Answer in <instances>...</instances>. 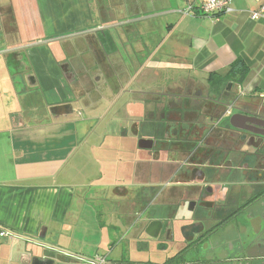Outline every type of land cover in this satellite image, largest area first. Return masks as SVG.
<instances>
[{
    "label": "crops",
    "instance_id": "0c3cea01",
    "mask_svg": "<svg viewBox=\"0 0 264 264\" xmlns=\"http://www.w3.org/2000/svg\"><path fill=\"white\" fill-rule=\"evenodd\" d=\"M114 1L0 0V231L8 232L0 235L3 264H92L54 251L91 257L73 238L77 227L87 237L91 233L89 222L80 221L81 204L106 211L110 201L121 218L136 214L123 187L111 197L106 188L131 185V160H123L131 182H106L91 190L79 181L89 174L84 148L92 132L105 136L111 118L103 117L115 116L123 106L131 113V95L139 90L128 85L199 82L241 59L247 67L244 90L264 94V19L249 17L254 0H233L232 10L217 16L197 8L189 15L180 12L205 0H151L163 7L135 14L132 24L110 22L122 3ZM101 99L106 107L98 104ZM77 103L102 113L99 125L85 130L82 139L71 117L80 114ZM143 223L139 234L148 236ZM120 224L116 217L109 227ZM97 228L101 233L102 224ZM98 257L104 264L164 263L124 261L122 251L111 260L99 253L91 259Z\"/></svg>",
    "mask_w": 264,
    "mask_h": 264
},
{
    "label": "flooded vegetation",
    "instance_id": "af4514ba",
    "mask_svg": "<svg viewBox=\"0 0 264 264\" xmlns=\"http://www.w3.org/2000/svg\"><path fill=\"white\" fill-rule=\"evenodd\" d=\"M153 86L131 95L117 152L133 182L111 192L160 247L179 244L171 264H264V94L236 78Z\"/></svg>",
    "mask_w": 264,
    "mask_h": 264
},
{
    "label": "rangeland",
    "instance_id": "374dc122",
    "mask_svg": "<svg viewBox=\"0 0 264 264\" xmlns=\"http://www.w3.org/2000/svg\"><path fill=\"white\" fill-rule=\"evenodd\" d=\"M122 1V3H119ZM169 1V0H168ZM114 2H118L119 4L115 7H119L118 14L116 19H113L110 22L113 23H122L125 22L132 24L135 20L131 18L137 13L149 12L154 11L159 8H162L163 5L153 4L151 0H115ZM161 4V1H159ZM139 7V10H136ZM140 7L142 9H140ZM107 23V19H102V23ZM165 47V46H164ZM163 85V84H161ZM102 88H104L101 85ZM154 87L153 85H128V89H138V90H145ZM155 88V87H154ZM107 89V88H106ZM104 90V97H109L108 91ZM118 106L123 105L125 103L124 97L123 99L117 100ZM116 101V102H117ZM77 103V109H80V114L77 111H74L72 123L75 126L76 130L78 131L79 139L86 134L85 130H88L93 125H99V119L102 118V113L97 114L96 112L92 113L91 109H86L84 107H79ZM99 105L103 107L107 106L105 100L101 99L98 102ZM84 108V109H83ZM127 115V111L123 106L116 115H107L103 117V121L107 118H111L110 122L108 123V128L105 131V136L103 138H99V133H93L90 136V139L87 141L85 149V153L87 154L88 150V157L85 160L88 175L87 178L83 180H79L81 182H85L87 185H90V189H97L99 184L101 183H111L115 181H128L131 182L132 177L129 170H127V164L124 161L127 159H131L130 155L123 154L117 152L118 148L120 152L123 149V144L126 139L123 134V129H127L125 127L127 124L125 121V116ZM97 137V138H96ZM96 138V139H94ZM101 143V147L98 148L97 145ZM96 144V147H94ZM92 145V149L89 147ZM94 145V146H93ZM91 149V151H90ZM123 155V156H121ZM115 156L121 158V160H115ZM124 160V161H123ZM127 165V166H126ZM101 175L100 178H96ZM98 184V185H97ZM107 189H111L110 186ZM109 196H112L111 191H108ZM129 193V192H128ZM130 194V193H129ZM91 195V193H89ZM92 196V195H91ZM88 200L92 203H97L96 200H91V197L88 196ZM89 202V203H90ZM106 204V211H102L101 207H92L81 204L80 208L81 211V222H89L90 227V236L87 237L84 233V230L79 229L78 227L74 229L73 238L76 241L81 242L84 246V250L86 254H89L91 257H87L89 259L92 258L96 253L99 254H108V259L111 260L115 256L116 252L122 251L124 256V261L128 260H154V261H163L168 256L172 255L176 252V247L179 246L178 243L169 244L167 249H163L160 247L161 241H153L148 236L144 234L140 236L139 228L140 222H137L138 215H132L130 218L128 216L121 218L118 215V209L115 203L113 202H105ZM78 206V205H77ZM76 206V208H77ZM120 206V205H119ZM110 211H107V210ZM95 210L98 211V215L94 214ZM104 210V209H103ZM118 218L120 220L119 227H109V223L114 218ZM105 223V224H104ZM102 224L103 230L101 229V233H99L97 226ZM96 230V233L94 232ZM104 233V234H103ZM87 256V255H86ZM0 264H3L0 262Z\"/></svg>",
    "mask_w": 264,
    "mask_h": 264
},
{
    "label": "built area",
    "instance_id": "2783aa9c",
    "mask_svg": "<svg viewBox=\"0 0 264 264\" xmlns=\"http://www.w3.org/2000/svg\"><path fill=\"white\" fill-rule=\"evenodd\" d=\"M233 0H205L199 5L193 3L188 4L186 7L180 10L183 15H189L194 9H198L201 14L205 16H217L220 13H227L232 10L231 3ZM257 3L255 9L249 12L251 19H264V0H254ZM5 230L0 231V235H7ZM98 261L96 264H104V259L96 258Z\"/></svg>",
    "mask_w": 264,
    "mask_h": 264
},
{
    "label": "trees",
    "instance_id": "16d2710c",
    "mask_svg": "<svg viewBox=\"0 0 264 264\" xmlns=\"http://www.w3.org/2000/svg\"><path fill=\"white\" fill-rule=\"evenodd\" d=\"M247 74V67L241 59H236L229 68L222 73H213L209 75V78H215L218 82H223L225 80L236 78L239 82L245 80ZM177 262V257L173 259L166 260L163 264H171Z\"/></svg>",
    "mask_w": 264,
    "mask_h": 264
},
{
    "label": "water",
    "instance_id": "95a60500",
    "mask_svg": "<svg viewBox=\"0 0 264 264\" xmlns=\"http://www.w3.org/2000/svg\"><path fill=\"white\" fill-rule=\"evenodd\" d=\"M35 243H38V244H41V245H43V246H47V247H50V248H54V247H52V246H50V245H47V244H43V243H41V242H38V241H34ZM55 250H57V251H59V252H61V253H65V254H67V255H71V256H73V257H75V258H77V259H80V260H83V261H89V262H91L92 264H96V260H94V259H89V258H87V257H84V256H81V255H79V254H76V253H73V252H70V251H67V250H65V249H61V248H54ZM165 262V261H164Z\"/></svg>",
    "mask_w": 264,
    "mask_h": 264
}]
</instances>
